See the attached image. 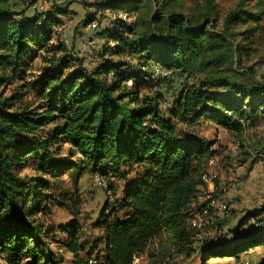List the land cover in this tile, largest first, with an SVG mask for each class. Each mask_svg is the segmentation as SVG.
Listing matches in <instances>:
<instances>
[{
	"label": "trees",
	"instance_id": "16d2710c",
	"mask_svg": "<svg viewBox=\"0 0 264 264\" xmlns=\"http://www.w3.org/2000/svg\"><path fill=\"white\" fill-rule=\"evenodd\" d=\"M10 1L0 0V256L8 264L50 263L37 251L41 237L49 232L33 220L44 204L47 184L24 172L66 170V160L58 157L60 147L54 148L62 142L70 158L81 159L82 173L89 166L123 179L136 173L122 202L106 203L101 212L106 250L96 264H132L153 238L163 234L173 247L187 248L197 232L187 223L191 205L205 187L202 176L215 151L211 143L179 126L204 120L242 137L249 122L264 117V76L259 80L255 69L243 67L247 50L236 41L241 33H235L248 21L259 22L258 15L240 5L217 27L211 1L194 14L186 10L185 0H103L95 6L98 13L109 10V25L100 27L96 15L87 17L86 24L97 22L88 31L102 45L104 40L118 44L104 50L116 60L103 58L89 70L84 58L61 42L51 46L50 59L40 56L51 66L29 83L30 66L51 44L54 28L63 24L57 15L71 14L72 2L64 0L59 6L54 1L52 11L30 17L25 10L39 0H30L21 12L1 8ZM83 7L88 9V4ZM146 8L147 21L140 22ZM120 12L134 13L135 23L119 19ZM253 31L249 28L241 35ZM156 66L170 71V77L152 80ZM176 77L185 81L183 89L172 109L163 112V97L145 92ZM52 124L54 133L41 136ZM206 206L195 212L202 215ZM263 208L238 224L230 246L210 249L208 256L233 257L239 264L250 250H264ZM248 224L251 229L242 231ZM64 232L72 264H89L80 257L76 227ZM256 264H264V254Z\"/></svg>",
	"mask_w": 264,
	"mask_h": 264
},
{
	"label": "rangeland",
	"instance_id": "374dc122",
	"mask_svg": "<svg viewBox=\"0 0 264 264\" xmlns=\"http://www.w3.org/2000/svg\"><path fill=\"white\" fill-rule=\"evenodd\" d=\"M63 6L64 0H39L38 3L27 11L28 16L34 14L48 13L52 11L53 3ZM71 14L57 15L63 22L58 28H54L51 44L37 54V59L29 68L27 82L31 83L36 77L48 69L51 64L44 63L40 56L46 59L52 57L51 46L63 44L74 54L84 58L85 66L91 70L105 60L115 61L112 52L104 53L105 49L115 48L117 43L107 40L101 44L99 37H95L88 31L87 17L96 15V20L100 27H107L110 18L106 12L98 13L95 3H102L103 0H69ZM115 1V0H113ZM130 1V0H128ZM210 1L216 5L217 27H221L224 17L229 13L238 10L240 5L246 6L247 11L254 12L259 17V22L248 21L246 25L236 28L235 33H244L251 28V34L237 36L238 44L246 48L247 56L243 57V67L255 69L257 79L262 80L264 76V0H185L184 6L190 13L198 14ZM88 4V9L83 7V3ZM30 0H11L1 8L9 7L10 11L21 12L24 5ZM140 22L147 21L150 9H142ZM120 19L128 24L135 23L134 13L131 15L125 12L119 13ZM114 17V15H113ZM77 20V21H76ZM138 25V24H137ZM137 28H141L138 25ZM248 39V42H244ZM62 45V44H61ZM63 52V51H62ZM59 52V56L63 53ZM119 61L125 63L126 60ZM125 61V62H124ZM133 65H139L137 60H133ZM76 66H72L74 70ZM125 69V68H124ZM32 76L33 78H28ZM185 81L181 78L163 80L158 88L146 90L145 93L151 97H163L160 109L163 112L172 109ZM192 80L188 79V84ZM132 82L129 83L131 86ZM129 86V87H130ZM1 91V88H0ZM9 91V90H8ZM6 95H9V92ZM144 93V92H143ZM183 131L194 134L207 143L213 145L215 156L212 157L205 167V174L212 177L215 186L213 192L207 187L201 189L197 199L192 202L191 212L187 223L190 227L202 229L206 233V242H192L184 250L171 245L168 235L163 234L155 237L149 243L146 252L143 254L141 264H236L233 257H210L206 251L228 247L233 243L232 231L249 214L264 207V117L254 120V123L246 128L245 134L238 137L236 134L202 120L200 124L194 126H179ZM56 126H48L40 132L43 137H48L54 133ZM239 144V147L236 145ZM60 154L58 157L66 160V170L60 174H53L51 171L36 173L27 170L24 175L36 179L37 183L46 182L47 189L44 194V204L33 216V220L42 225L43 231L49 232L41 237L42 244L37 251L43 253L50 259L49 264H72L73 256L68 252L65 243L69 240L64 229L76 227L78 232V242L81 248L80 257L85 261L103 258L105 256L106 229L102 225L101 212L106 203H111L116 199L122 202L127 186H131L136 180V173L123 179L115 176L110 171L103 173L102 168H92L89 166L87 172L82 173L81 159L79 157L70 158L68 156V146L64 142L60 143ZM100 174L106 177V189L98 187L94 183V177ZM114 191V192H112ZM217 191V192H215ZM240 191H255L245 198H235V193ZM209 192L211 194H209ZM115 193V195L113 194ZM213 199L219 204L228 208L227 212L218 210L212 211L211 217H203L195 212L198 206H202ZM264 209V208H263ZM217 214L222 215V223L218 224ZM209 215V216H210ZM264 219V216L261 217ZM253 223V221H251ZM250 229V224L244 226L242 231ZM248 229V231H249ZM45 243V244H44ZM250 255H242L239 264H256L264 254L250 250ZM0 264L8 262L0 256Z\"/></svg>",
	"mask_w": 264,
	"mask_h": 264
},
{
	"label": "built area",
	"instance_id": "2783aa9c",
	"mask_svg": "<svg viewBox=\"0 0 264 264\" xmlns=\"http://www.w3.org/2000/svg\"><path fill=\"white\" fill-rule=\"evenodd\" d=\"M120 19V17H119ZM97 27V22H93L91 25H89L88 28H96ZM171 73L170 71H168L165 68H162L160 66H156L152 68L151 74H150V78L152 80H158L159 78H168L170 77ZM237 147H239V144L236 145ZM202 181L204 185L210 184L212 183V177H210L207 174H204L202 176ZM94 183L95 185H97L98 187H103L104 189H106V182L104 179H102L99 176H95L94 177ZM262 201H264V197L261 198ZM109 204H113L114 206L116 205L115 201H111V203ZM117 206V205H116ZM214 210H220L222 212H227L228 208L224 205L219 204L217 201L213 200V199H209V201H207V206L206 208L203 210L202 216L207 218L210 214L211 211ZM206 233H204V231L202 229H198L197 232L195 233V235L192 238V241H194L195 243L198 242H202L204 240L207 239ZM143 260V254L142 255H136L133 259V263L132 264H141V261ZM89 264H96V259H92L89 261ZM248 264V263H246Z\"/></svg>",
	"mask_w": 264,
	"mask_h": 264
},
{
	"label": "crops",
	"instance_id": "0c3cea01",
	"mask_svg": "<svg viewBox=\"0 0 264 264\" xmlns=\"http://www.w3.org/2000/svg\"><path fill=\"white\" fill-rule=\"evenodd\" d=\"M77 21V20H76ZM205 187H207L209 190H210V192H213L214 190H216L215 189V186H214V184L213 183H210V184H207V185H205ZM209 192V194H211ZM215 192H217V191H215ZM253 192H255V191H240L239 193H235V198H245L246 196H250V195H252L253 194ZM197 199V198H196ZM195 199V200H196ZM194 200V201H195ZM193 201V202H194ZM217 217L219 218V219H217V222H218V224H220V223H222V215H220V214H217ZM251 229V228H250ZM248 230V229H247Z\"/></svg>",
	"mask_w": 264,
	"mask_h": 264
}]
</instances>
